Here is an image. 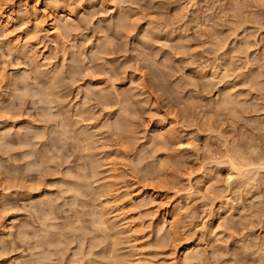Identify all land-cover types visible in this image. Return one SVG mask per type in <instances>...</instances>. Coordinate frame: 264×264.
I'll list each match as a JSON object with an SVG mask.
<instances>
[{"label": "clouds", "instance_id": "9594fccd", "mask_svg": "<svg viewBox=\"0 0 264 264\" xmlns=\"http://www.w3.org/2000/svg\"><path fill=\"white\" fill-rule=\"evenodd\" d=\"M22 4L0 26V120L27 118L0 140V262L264 264V0Z\"/></svg>", "mask_w": 264, "mask_h": 264}, {"label": "rangeland", "instance_id": "374dc122", "mask_svg": "<svg viewBox=\"0 0 264 264\" xmlns=\"http://www.w3.org/2000/svg\"><path fill=\"white\" fill-rule=\"evenodd\" d=\"M28 3L31 5H35V0H28ZM37 8L40 11L41 16H43L46 12H48V9H46L44 7L43 3L40 4L39 6H37ZM23 11H24V5L22 4V0H11V2L8 4V6L3 9V12L6 15L8 13L12 12V18L14 19L9 26L7 25L9 31H12L13 29L22 27L23 23L26 22V17L24 15H22ZM54 14L55 13H52L53 16H55ZM4 20L0 19V26H3V25L5 26L6 23H4ZM50 23H51V21H49V24ZM46 27H47V25H46ZM24 31L26 32L27 30L25 29ZM23 34H24L23 32L18 33V35H23ZM41 51H43V49H41ZM45 54H47V53H45ZM0 102L7 103V100L5 99L4 101H0ZM26 122H27L26 117H21L17 120H0V130H2L0 132V140H7L8 143H14V140L18 141L21 138L22 134L27 135V133L23 132V130H22V125L26 124ZM13 155H18V154L14 153ZM7 159H8L7 157L0 158V162L7 163ZM14 170L15 169L13 166L8 167L9 172H12ZM47 191L54 192L55 190L52 188H49ZM145 191L151 193V192L157 191V189H145ZM140 195H143V193H141ZM133 199L136 200V199H138V197H133ZM175 203L176 202L173 201L172 204H168L166 201H163V200L158 198L157 199V206L163 204V207H160L159 213L157 214V216L155 218L154 224L156 222H159L160 218L163 215H165L166 213H169ZM130 205H131V202L126 201L125 204L119 206V208L123 209L126 206H130ZM20 215H23V213L14 212L11 215H9L8 219L10 221L13 219H18L20 217ZM138 216H139L138 212H130L128 214V216L126 217V219L133 221L134 225L138 226L139 221L136 219ZM57 219H59V218H57ZM170 219L171 218L169 217V220ZM0 235H3V234H0ZM101 251H103V250H101ZM74 252H75V247L73 248V253ZM0 264H3V262H0Z\"/></svg>", "mask_w": 264, "mask_h": 264}, {"label": "bare ground", "instance_id": "6f19581e", "mask_svg": "<svg viewBox=\"0 0 264 264\" xmlns=\"http://www.w3.org/2000/svg\"><path fill=\"white\" fill-rule=\"evenodd\" d=\"M43 3V0H41V4ZM55 15V14H54ZM0 19H5L4 20V23H6L5 24V26H9L10 24H11V22L14 20L13 18H12V12L11 13H8L7 15L6 14H4V12L2 11V12H0ZM4 26V25H3ZM3 125V124H2ZM2 130H0V132H1ZM121 206V205H120ZM123 208V207H122ZM165 215H163L162 217H164ZM161 217V218H162ZM161 218H160V220H161Z\"/></svg>", "mask_w": 264, "mask_h": 264}]
</instances>
